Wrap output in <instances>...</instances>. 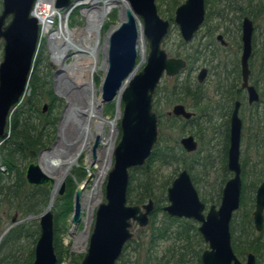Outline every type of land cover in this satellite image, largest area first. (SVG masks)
<instances>
[{"label": "water", "instance_id": "95a60500", "mask_svg": "<svg viewBox=\"0 0 264 264\" xmlns=\"http://www.w3.org/2000/svg\"><path fill=\"white\" fill-rule=\"evenodd\" d=\"M127 1L130 9L126 11V20L108 38L107 69L100 87L104 104L114 101L122 84L136 67L138 31L132 12L142 21L149 53L146 66L128 82L121 96L123 108L119 122L120 140L114 151L113 168L105 184V202L96 210L93 229L81 264H117L124 246L133 238L130 232L132 223L140 228L148 225V217L153 210L152 201L148 200L141 208L127 204L129 170L144 166L157 143V116L152 109V101L160 79L164 74L173 77L185 67L184 61L168 58L161 49L169 25L158 16L155 0ZM1 2L0 139L5 133L12 110L25 95L39 39V23L30 15L35 0ZM71 4V0H56L55 8L68 9ZM203 21L204 0H185L175 10L174 23L186 42L193 37ZM250 40L251 27L245 20L242 35V86L247 89L248 102L252 103L258 101V95L253 87L248 86ZM203 79L204 71L198 75L199 82ZM237 111L236 105L231 117L230 146L227 152V169L233 177L222 188L218 208L210 206L204 216L205 204L199 200L186 170L177 175L166 191L168 205L163 211L168 216L190 219L200 224L198 232L208 244V249L201 255V264H255V257L251 253L247 255L245 263H241L231 247L230 222L240 207L242 189L239 162L241 121ZM168 115L186 120L192 117L181 105L174 106ZM180 145L186 153L197 150V143L192 136L182 138ZM88 178L82 187H77L74 191L70 218L72 227H76L81 220L80 202ZM24 179L28 186H46L48 192H51L53 181L40 170L37 160L26 166ZM64 192L63 182L57 195L62 197ZM254 201L252 220L254 230L259 233L264 223V181L257 187ZM11 222H16L15 217ZM38 225L39 234L32 264H57L53 245V213L48 207L41 214Z\"/></svg>", "mask_w": 264, "mask_h": 264}, {"label": "rangeland", "instance_id": "374dc122", "mask_svg": "<svg viewBox=\"0 0 264 264\" xmlns=\"http://www.w3.org/2000/svg\"><path fill=\"white\" fill-rule=\"evenodd\" d=\"M56 1V0H55ZM79 0H71L72 2V9L66 16V25L68 26L69 30H75L78 28H83L86 25V19L84 15L82 14V10L84 7H89L88 5H80L77 7H73V4ZM245 1V0H243ZM261 1V0H254L253 5L256 6V2ZM185 2V0H155V5H156V10L158 16L164 20L169 22L170 24V29L168 31V34L165 36L161 48L165 51L166 55L171 58H183L184 51H187V48L189 45H182V39L179 33V28L178 26L174 23V18H175V10L182 5ZM235 3V1H233ZM52 4V3H51ZM49 4V6L51 5ZM231 5V4H230ZM224 10V3L222 0H209V5L207 9V25L200 31L198 34V37L195 40H198L201 38V36L205 35L207 32H217L222 33V29L220 28V17L219 14H222V16L227 18H230V22L225 26V24H222V27H226L229 30V33L231 34L227 38L230 39H237L238 31H237V26L239 20L237 19V15L234 13L227 14L226 12H223ZM255 11V10H254ZM0 12H1V2H0ZM60 15H64V11L60 10ZM264 19V15L262 17ZM59 19L60 17L57 16L54 18L52 21H50L52 24V29L54 30L58 27L59 24ZM118 21V11L117 9H113V11L106 17L104 20V24L99 30V39L100 42H103L104 37L106 36L109 28L113 25H115ZM259 20V24L262 27V31L264 32V21ZM141 25L142 21L140 20ZM143 27V25H142ZM212 29L209 31V29ZM208 29V30H207ZM46 37L47 35L42 32L40 28L39 32V39L37 43V49L35 56L39 59V67L38 69L42 72V75L46 76V81L48 83V87L52 90L54 97L56 98L55 101L53 102V106L50 108L49 101L46 99V97H43L39 103L33 106L34 111H36L35 116L33 118L34 124L37 125L38 129L40 130V133L43 135L45 147L38 153L36 158L34 160H37L39 155L45 151L50 150L52 147H54L58 141L59 138V126L60 122L63 116V113L67 107V100L64 97H61L58 95L56 92V77L57 73L59 72V66L54 64L51 61V54L48 50L47 44H46ZM96 38V34L92 33L91 40H94ZM260 37L257 42V48L260 47ZM200 42L205 43V40H200ZM197 41L194 42L192 45L197 46ZM145 45H146V54L145 58L143 59L142 56L137 57L136 61V66H137V71L135 75H137L142 69L146 66L147 64V57L149 53V46L147 41L145 40ZM184 46V47H183ZM213 47L217 50V56L214 58L215 60L212 61L211 65H216L217 63H221L225 59H231L233 60L235 56V50L234 48H230L228 53H225V50L221 49L219 46H216V44L213 45ZM212 49V47L210 48ZM206 55L209 56L210 53L206 52ZM234 53V55H232ZM185 54V53H184ZM207 58V57H206ZM72 52H70V57L67 60V63L69 64L72 61ZM99 59L100 61L102 60V54L99 53ZM209 59V57L207 58ZM2 60V42H0V62ZM259 63V64H258ZM261 64V61H256L253 66L254 69V74L253 77L254 79H259V84H260V89L262 91V97H261V104L258 106V110L260 111V114L264 111V73H261L259 71V65ZM100 67V62L97 65ZM204 67L208 69V65H204L202 63H196L192 66L193 70V77L197 75L199 68ZM134 75V76H135ZM188 75V72H184L180 75H178L177 81H182L184 78H186ZM133 76V77H134ZM133 77L131 79H133ZM104 78V73L101 70H97L94 73H87V76L85 77L84 74L78 75V81L82 82L84 80L88 82H93L94 86L98 90V95L101 96V83ZM175 77H163L161 82L158 85L159 88H163V90H169L171 85L174 83ZM213 76H209L207 81L205 82L203 86V90L208 93L209 95H213L214 89H213ZM157 89V90H158ZM154 94L153 97V111L156 112L158 115L159 114H165L167 111H169L172 105H168V101L166 98H164L162 95H159V93ZM29 95V89H26L24 97ZM163 97V98H160ZM22 102V100H21ZM20 102V103H21ZM43 107H46L45 110H43ZM122 103L120 105V110H121V115L122 116ZM191 111V109H189ZM38 112V113H37ZM116 108H115V103H109V104H103L102 107V114L105 117L108 118H113L115 116ZM34 114V113H33ZM198 115V113L196 114ZM241 116L245 118L243 121V124L245 123V129L242 130V139H241V145H240V162L242 163L243 161H247L249 164L254 161V151L249 150V138H248V133H247V127L249 120H247V111L243 109ZM240 116V117H241ZM120 118L117 123V130H118V135L115 141V145L113 148V153H112V159L110 163V167L105 175L104 181L101 185V198L98 203V205L95 207L93 211V216H92V221L89 223V232H88V237H87V243L85 245V249L83 251H73L72 250V244L74 243V235L71 233L72 225L70 223V218L66 220L64 223V231L62 232L60 236V241L62 242L63 245V252L61 256V262L59 264H77L75 262L78 261V264H81V260L87 250L88 247V239L90 236V233L92 232L94 221H95V213L98 207L105 202L104 198V191H105V184L107 181L108 174L113 168V163H114V151L117 146V143L120 140V130H119V122ZM201 118L198 119L197 122L194 124H189L187 126L182 125L181 123L178 124V128L168 131L165 130V127L163 125L158 126V139L157 143L160 140H165L168 138L172 139L176 138V141L179 142V140L182 137L192 135V136H197V139L200 138V143H199V148L201 149V152L196 155H190L189 160L194 161H199L200 164H207L206 166L210 165V161H212V168L206 167L205 170L202 169V167H197L196 169H193L192 172H190V176H194L195 181V188L198 192V196L200 200L206 205V212L208 211V208L210 206H214L216 209L219 206L220 203V189L219 186H221V181L224 179V170H223V163H222V157H223V151L221 148V142H222V136H220V133L217 134L216 136V141L211 143V149L207 146V141L209 139V135L204 131L205 126H204V121L200 120ZM163 119L162 121H164ZM214 123H216L218 126L221 124V121L218 119L213 120ZM164 127V128H163ZM183 129V131L181 130ZM202 131V132H201ZM204 131V132H203ZM165 133V134H164ZM164 134V135H163ZM195 136V137H196ZM163 137V138H162ZM96 144V146H95ZM154 146V148L156 147ZM202 146V147H201ZM95 147V148H94ZM97 148H100L99 143L97 142V139L94 140L92 143V157L94 156V152ZM153 148V149H154ZM33 160V161H34ZM148 161V160H147ZM147 161L145 162L144 166L140 167L144 168L147 164ZM28 164L25 165V168ZM0 166L3 168V170H0L5 176H7L6 169L2 165L1 160H0ZM194 167V165H193ZM154 171H156V174L154 178L156 181H154L153 185V195L156 197V200L153 201V210L156 208H162L167 205V200L166 199V191L167 188L171 185L172 181L177 177V175L183 170L181 166H176L171 165L168 167H159V165H155L153 167ZM25 170V169H24ZM98 167L95 164L92 165H87V153H83V155L80 157L78 163L72 168L71 172L68 174L66 177L65 181L70 178L75 185V187H78L79 183H83L88 177V184L87 187L89 188L92 184L93 178L95 173H97ZM140 176V172H135L134 169L129 170V183H130V188L131 191L127 192V204L128 205H136L139 206L140 208L142 205L147 204V201L144 202L143 204H135L134 197L137 195L136 192L138 191V188L136 187L137 179ZM228 178V177H227ZM166 183L165 188L163 189L164 184ZM247 183H250L249 180H247ZM62 184L60 185L59 190L61 189ZM223 186V183H222ZM57 192V193H58ZM65 192H66V185H65ZM64 192V194H65ZM254 195L255 191L251 193V188H248L246 192L243 194V206H240V209L233 214L234 219L240 220L241 218L245 219V216H251V213L253 211V206L254 205ZM59 196L56 195V198ZM49 198H50V193H49ZM55 198V200H56ZM129 199V200H128ZM131 201V202H130ZM152 201V200H151ZM50 202V201H49ZM49 205V204H48ZM48 207V206H47ZM45 207L42 213L45 211L47 208ZM53 208V207H52ZM72 209H73V204H72ZM152 210V214H153ZM53 213V209H51ZM144 211V210H142ZM40 213L39 215H29L25 217L24 219L20 218L19 215L17 214L18 219L16 218V223L13 225L11 224V219L7 221L6 226L3 228V232L0 234V243L2 239L5 237L7 232L10 230L12 226L20 225L24 222H39V217L41 216ZM15 213L11 212L10 216L13 217ZM86 218L87 214L84 212L81 215V220L80 223L76 226L78 228L76 236L79 235L81 231H83L86 227ZM182 221H188L186 219H179ZM180 221L179 224H187L186 222ZM192 222V221H191ZM163 223L166 225V229H168L167 236L162 239V240H156V244L152 249H149V238L151 236V229H156V228H161L163 227ZM194 223V222H193ZM234 223V222H233ZM196 227H198L197 223H194ZM153 225V227H152ZM176 231V226L173 224V222H169L168 219L164 217L163 213H160L159 210L156 212V214L149 218V224L145 228H140L136 223H132V228L130 229V232L133 235L132 240L129 242V245L125 248L123 252V257L119 260L118 264H143L145 262L146 258L151 257L155 260V263L152 264H167L165 263L166 261L169 262V264H175L176 259L179 257V253H176L177 251H180V247L186 246V242H181L178 241L175 238L174 232ZM237 235V234H236ZM257 235H254L256 237ZM190 237H192V240L194 242L193 245V254L191 255V252L188 250L182 249L180 252L184 253L183 259L185 261H189L188 264H198L197 262V253H200L205 246L202 245L200 246L197 244L198 238L194 236V233H190ZM252 238V239H253ZM261 241H263V247L259 250L257 254H254L251 251H246L247 249L243 250L244 245L241 243L239 244L240 247L236 250V252H241V249L243 250L244 255L246 256L247 253H253L256 257L257 264H264V233L261 236ZM21 245V244H20ZM139 245H142L141 249L139 248ZM1 247V246H0ZM33 246H30L27 242L24 241L22 242L21 245V253H19V256L21 260H24V258L27 256L28 251L32 248ZM206 249V248H205ZM201 250V251H200ZM243 256V258H245ZM80 257V258H79ZM81 259V260H80ZM75 261V262H73ZM58 264V263H57ZM151 264V263H150Z\"/></svg>", "mask_w": 264, "mask_h": 264}, {"label": "bare ground", "instance_id": "6f19581e", "mask_svg": "<svg viewBox=\"0 0 264 264\" xmlns=\"http://www.w3.org/2000/svg\"><path fill=\"white\" fill-rule=\"evenodd\" d=\"M54 0H38L35 6L34 18L38 21L43 33L47 35L46 44L51 54V61L59 66L56 77V92L67 100V107L63 113L60 126L59 138L54 147L41 153L37 159L40 170L53 181L50 192L48 209H51L55 201L58 189L64 182L72 168L78 163L83 153H87V165L95 164L98 167L91 186L84 187L81 196V212L87 214L86 227L76 236L77 227H72L74 235L73 251H83L87 243L89 223L92 221L93 211L101 198V185L110 167L113 148L118 135L117 123L121 115V96L128 82L135 75L137 66L124 81L120 91L114 98L115 116L105 117L102 114L103 100L98 95V90L93 82L86 80L79 82L78 75L94 73L101 70L104 75L107 69L108 38L119 25L126 20V11L130 9L127 0H79L73 7H84L82 14L86 19L83 28L69 30L66 25V16L72 9L63 10L64 15L53 7ZM52 3V4H51ZM49 4H51L49 6ZM45 5H48L45 8ZM118 11V21L111 26L101 43L99 30L104 24L106 17L113 11ZM138 31L137 55L145 58L146 45L143 35V27L140 19L131 13ZM60 17L58 27L51 30V20ZM92 33L96 38L91 40ZM72 52V61L67 60ZM102 54V60L99 59ZM100 62V67L98 63ZM98 139L100 148H97L92 157L91 149L94 140ZM79 183L78 187H82Z\"/></svg>", "mask_w": 264, "mask_h": 264}, {"label": "trees", "instance_id": "16d2710c", "mask_svg": "<svg viewBox=\"0 0 264 264\" xmlns=\"http://www.w3.org/2000/svg\"><path fill=\"white\" fill-rule=\"evenodd\" d=\"M38 62L39 59L37 56H34L32 71L27 85L29 95L23 97L22 102L12 110L5 133L0 139V160L7 173V176H5L0 171V234L3 232V228L6 226L8 220H12L14 217L18 219L17 214L22 219L29 215H39L44 208L48 206L50 201L48 188L46 186L31 187L25 183L24 179L25 165L32 162L38 153L46 146L42 133H40L37 125L33 122L36 113L33 106L39 103L43 97H46L51 108L56 99L52 90L48 87L46 76L42 75V72L38 69ZM188 83L189 81L186 78L179 83L180 86L178 84L179 90L177 92L181 94L180 96L188 92L187 86L185 85ZM167 92L165 96L166 100L169 102L168 105L180 99V97H173ZM159 119L160 125H163L165 130L168 131L178 128L179 123H183V125L187 124L181 120L167 119L161 114H159ZM163 119L165 120L162 121ZM181 130L183 131V129ZM260 131L264 134L261 129ZM258 137L261 139L262 136L260 133ZM258 144H260V141ZM253 151L254 163L248 165L247 161L242 162L244 186L241 206H243V194L246 190L251 188L252 193L264 178V149L253 148ZM174 164L176 166H181L182 169L187 170L189 173L197 167H202L204 170L206 167H210V165L206 166L207 164L205 163L200 164L198 160L194 162L189 160L188 154L180 148L176 138L172 139V142L171 138L160 140L152 150L146 166L141 169H134L135 172H140V176L136 183L138 191L136 192L137 195L134 197V203L143 204L148 200H152V202L155 201L156 197L153 195V185L154 181H156L154 178L156 171H154L153 167L159 165V167L164 168ZM257 171H259V173L253 176L252 174ZM249 177H251L250 183H247V178ZM65 185V194L62 197L56 198L52 206L53 208H51L53 209L54 225L53 245L58 264L61 262L63 252L60 236L64 231V223L72 213L73 195L76 189L70 178L65 181ZM165 186L166 183L163 189ZM221 186H219V189H221ZM130 191L131 188L129 183L127 192ZM252 206L254 207V205ZM158 210H161V208L153 210L152 217ZM11 212L15 213L13 217L10 216ZM171 220L172 219H170V221ZM157 231L159 237L165 236L164 230L160 228L151 229L153 234ZM231 233L234 236L233 243L235 250H238L237 247H240V243L244 245L242 246L243 250L247 249L246 251H251L254 254H257L263 247V241H261L260 238L264 233V229L253 238L256 233L250 215L245 216V219L241 218L239 221L236 219L231 226ZM38 234L39 225L37 222H24L20 225L12 226L0 243V264H32L34 260V247ZM195 234L198 238L197 241L203 244L199 234ZM24 241L33 247L28 251L24 260H21L19 253H21V245ZM141 247L142 245H139L140 249ZM243 250L241 249V252L237 253L239 255L244 254ZM75 263L78 264V261Z\"/></svg>", "mask_w": 264, "mask_h": 264}, {"label": "flooded vegetation", "instance_id": "af4514ba", "mask_svg": "<svg viewBox=\"0 0 264 264\" xmlns=\"http://www.w3.org/2000/svg\"><path fill=\"white\" fill-rule=\"evenodd\" d=\"M222 1L224 3L223 12H226L227 14L234 13L235 15H237V19L239 20L238 26H237V31H238L237 39H232V37H230V39L227 40L226 37L229 38V36L231 34L229 33V30L225 26L230 22V20H229L230 18L226 19V17L222 16V14H219L220 28L222 29V33L216 34L217 32H207V33H205V35L201 36L200 39L195 40L198 37V34L200 33V31L207 25L206 21H207V9H208V5H209V0H204V21H203V23L201 24L199 29L194 33L193 37L189 41L186 42L181 37L182 45H184V46L189 45V47L187 48V51H184L185 54L182 53L183 58H172V59H180V60L184 61L185 67L182 70H180L175 76H173V77H175V81L171 85L169 90H163V88L158 89V85L161 82L162 78L167 77L164 74L162 76V78L160 79V81H159V83L155 89V93H156V91H158L157 93H159V95H162L164 98H166L165 93L167 91H169L167 93H169L173 97H180V99L178 101H175V102L169 104V105H172V104H174V105L164 115L162 114L165 118L174 119V120H181L183 122H186L187 124L186 125L184 124V126H187L189 124H194L195 122L198 121L199 118H201L200 120L204 121L203 122L204 126H205L204 131L209 135V139L206 140L207 146L209 147V149H211V143L216 141L217 134L220 133V136H222V139H223L220 145H221V148L223 151L222 163H223V170H224L223 171L224 172V179H222L221 184L223 183V186H224L225 183L230 178L233 177V174L230 173L227 169V152H228V149L230 146L231 117L233 115V112L235 110L236 105H237V110H238L237 116H238L239 120L241 121L240 145H241V139H242V130L245 129V126H247V125H245V123L243 124V121L245 120V118L243 116H241L243 109H245V111H247V118L246 119L249 120L248 127H247V133H248L247 135L249 138V150L253 151V148L254 149L255 148L264 149V134L260 131V129H261L264 132V111L260 114V111L258 110V106L262 102L261 101L262 91L260 89L259 79L258 78L254 79V77H253V74H254L253 66L255 64V60L259 61V62L261 61V64L259 65V71L261 73H264V32L262 31V27L259 24V20L264 21V19L262 18L264 15V0L256 2L255 3L256 6L253 5L254 0H245V1H243V0H222ZM233 1H235V3H233ZM0 2H1V0H0ZM1 4H2V2H1ZM245 20H247L249 22L250 27H251V40H250L251 52H250V56L248 58V69H249L248 86L253 87L256 94L258 95V101L252 102V103L248 102L247 89L243 88V86H242L243 85L242 67H241V58H242V53H243L242 35H243V26H244ZM169 24L170 23L168 22V25ZM222 24H225V26L222 27ZM169 29H170V25H169L168 31H169ZM211 30L212 29L210 28L209 31H211ZM259 37L261 40L260 41V47L257 48V42L256 41H258ZM200 40H205L206 42L202 43V42H200ZM196 41L198 43L197 46H193L192 44ZM214 44H216V46H219L221 49L225 50V53L230 52L229 51L230 48H234L235 56H234L233 60L225 59L222 62V64L217 63L216 65H211L212 61H214L215 60L214 58L217 56L216 54H217V50H218L217 48L215 49L213 47ZM211 47H212V49H210ZM205 51L209 52L210 55L207 56ZM232 55H234V53ZM206 57L207 58L209 57V59H207ZM168 58H171V57H168ZM198 62L202 63L204 65H208L209 67H208V69L204 68V67L199 68L197 75L193 77L192 76L193 75L192 66ZM186 71L188 72V75L186 78L188 79L189 83L185 84V85L187 86L188 92L185 93V95L180 96L181 94L178 93L177 91L179 90V86H180L179 83L181 81H177V79H178V75H180ZM202 71H204V79L202 82H199L198 81V75ZM209 76H213V82H214V84L212 85L213 89H214L213 95H209L208 93H206L203 90V86H204V84L207 81ZM170 78H172V77H170ZM186 78H184V79H186ZM178 84H179V86H178ZM153 97H154V95H153ZM163 97H160V98H163ZM176 105L183 106L185 111L192 114V117L189 120H186L182 117H176L173 115L169 116L168 113H170L172 111L173 107ZM152 109H153V101H152ZM189 109H191V111ZM197 113H198V115H196ZM155 114L157 116V130H158V126H159L158 124H159L160 119H159V115L156 112H155ZM215 119H218L221 121V124L219 126L216 123H214L213 120H215ZM181 124L183 125V123H181ZM259 133L262 136L261 139L258 137ZM188 136H192V135H188ZM195 136H192V137L194 138V140L197 143V150L193 153H186L183 150V148L181 147L180 140L184 137H182L179 140L178 145L186 154L196 155V154H199L201 152V149L199 148L200 138L197 139V136L196 137ZM185 137H187V136H185ZM157 139H158V134H157ZM259 141H260V144H258ZM239 149H240V147H239ZM212 161H210V167L211 168L213 167ZM239 162H240V157H239ZM252 163H254V161L251 162L250 165ZM248 165H249V163H248ZM240 167H241L240 177H241V182H242V189H241V198H242L244 182H243V176H242L243 169H242V163L241 162H240ZM183 170H185V169H183ZM256 173H259V171L254 172V174H252V175L256 176L255 175ZM190 178H191L192 183L195 187L194 183L196 180L194 179V176L192 175V177L190 176ZM250 179H251V177L247 178V180H249V181H250ZM263 181H264V178L260 181V183L257 185V187ZM223 186H221L219 198H221V191H222ZM257 187H256V189H257ZM256 189H255V192H256ZM197 194H198V192H197ZM254 199H255V195H254ZM166 200H167V194H166L165 201ZM199 200H200V198H199ZM167 205H168V201H167ZM240 206H241V200H240ZM164 207H162L161 210H159V212L166 215L164 217L166 219H168L169 222H173V224L176 226V231L174 232V234H176L175 238L178 241L186 242V246L179 248L180 251L182 249H184L185 251L188 250L191 252V255H192L193 254L192 248H193L194 242L192 240V237H190V233L193 232L194 236H196L195 233L199 234L198 228H199L200 224L193 221V220H190V219H186L188 221H182L179 219H183V218L170 217V216H168V214H166V212L163 211ZM239 209H240V207H239ZM253 211H254V207H253ZM253 211H252V213H253ZM252 213H251V218H252ZM203 214H204V216H206V214H207L206 205H205V209H204ZM150 215L152 217V212ZM150 215H149L148 219L150 218ZM234 217L235 216H232V219L230 222V233H231V226L234 224L233 222L235 221ZM170 219H172V220L170 221ZM180 221L186 222L187 224H179ZM193 222L197 223L198 227H196V225ZM148 224H149V222H148ZM163 225L164 226L161 227L160 229L165 231V236L159 237L158 231L155 232L154 234L151 232V236H150L149 242H148L149 243V249H152L155 246L156 240H158V241L162 240L167 236L168 229H166V225L164 223H163ZM252 225H253V220H252ZM143 228H145V227H143ZM253 228H254V226H253ZM263 229H264V223H263L262 230ZM261 232L258 233L255 231L256 235L260 234ZM199 236L201 237L200 234H199ZM233 239H234V236L231 233V247H232L233 253L241 263H245L246 257L250 253H247L246 256L244 254L239 255L235 250ZM202 242H203V244L198 242V241L196 242L200 246L204 245L206 248V249L204 248L202 251L200 250L201 251L200 253H197L198 264H201L202 253L208 249V244L205 243L203 241V239H202ZM125 246L123 248V252L125 250ZM180 251L176 252V253H179V257L176 259L175 264H188L189 261L188 260L185 261L183 259L185 254L181 253ZM123 252H122L121 257H123ZM251 254H253V253H251ZM243 256H245V258H243ZM121 257L119 258V260L121 259ZM254 257H255V255H254ZM119 260L117 261V264H118ZM153 260H155V259L148 256V258H146V260H145V262H143V264L155 263V261L153 262ZM165 263L169 264L168 261H166ZM255 264H257L256 257H255Z\"/></svg>", "mask_w": 264, "mask_h": 264}, {"label": "built area", "instance_id": "2783aa9c", "mask_svg": "<svg viewBox=\"0 0 264 264\" xmlns=\"http://www.w3.org/2000/svg\"><path fill=\"white\" fill-rule=\"evenodd\" d=\"M38 2V0H35V3H34V6H33V8H32V11H31V15L34 17V15H35V6H36V3ZM52 6V5H51ZM48 7V5H45V8H47ZM52 21V20H51ZM50 22V21H49ZM52 23L50 22V25H51ZM52 26V25H51ZM0 170H3V168L0 166Z\"/></svg>", "mask_w": 264, "mask_h": 264}]
</instances>
